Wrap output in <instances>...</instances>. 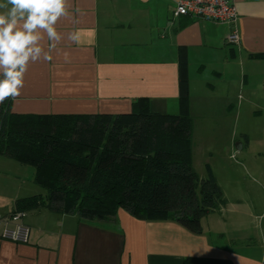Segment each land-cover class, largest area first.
<instances>
[{
	"label": "crops",
	"instance_id": "0c3cea01",
	"mask_svg": "<svg viewBox=\"0 0 264 264\" xmlns=\"http://www.w3.org/2000/svg\"><path fill=\"white\" fill-rule=\"evenodd\" d=\"M176 1L68 0L67 15L56 25L61 35L56 47L49 49L46 34L42 41L51 59L29 64L10 110L125 115L142 99L152 112L177 115L184 48L193 145L198 148L203 136L199 119L225 133V149L238 144L242 149L250 135L242 126L236 139V120L251 114L264 122V0H235L233 26L175 16ZM233 29L239 44L226 42ZM247 162L235 165L255 168ZM191 163L199 177L206 176L205 167V175L196 169L194 156ZM218 163L209 166L226 203L201 218L200 230L193 232L176 220L144 219L123 208L109 219L52 210L46 207L47 191L34 180L35 168L0 153V214L24 213L17 223L27 229L25 240L0 235V264H264V231L249 228L264 219V212L258 214L264 211V189L253 187L244 196L234 186L225 189L228 179L219 174L232 165ZM256 173L264 178V171ZM34 195L40 198L33 204L17 202Z\"/></svg>",
	"mask_w": 264,
	"mask_h": 264
},
{
	"label": "trees",
	"instance_id": "16d2710c",
	"mask_svg": "<svg viewBox=\"0 0 264 264\" xmlns=\"http://www.w3.org/2000/svg\"><path fill=\"white\" fill-rule=\"evenodd\" d=\"M178 61L180 112L159 114L140 99L130 114H19L0 104V153L35 168L46 207L86 219L119 208L140 218L173 219L193 232L226 199L209 165L192 166L189 83ZM39 196L17 200L33 204Z\"/></svg>",
	"mask_w": 264,
	"mask_h": 264
},
{
	"label": "clouds",
	"instance_id": "9594fccd",
	"mask_svg": "<svg viewBox=\"0 0 264 264\" xmlns=\"http://www.w3.org/2000/svg\"><path fill=\"white\" fill-rule=\"evenodd\" d=\"M11 6L8 8V6ZM68 0H7L0 8V104L15 99L24 87L28 66L50 60L42 41L47 36L49 49L61 39L57 22L67 15ZM70 38L76 39L75 35Z\"/></svg>",
	"mask_w": 264,
	"mask_h": 264
},
{
	"label": "rangeland",
	"instance_id": "374dc122",
	"mask_svg": "<svg viewBox=\"0 0 264 264\" xmlns=\"http://www.w3.org/2000/svg\"><path fill=\"white\" fill-rule=\"evenodd\" d=\"M251 116V114H247L243 116L242 119L238 121L236 120V139H241L240 134L243 132V129L241 128L242 126L247 129L250 135L249 143L247 145L244 144L242 149L239 146L240 144L233 147L228 145L227 149H225V133L223 131H212L213 127H211V121L202 122L199 119L197 120L200 121L199 132L203 133V136L201 138L202 140L199 141L200 145L197 148L193 145L197 142L192 141V130H195L194 123L192 124L191 129L192 156H194V165L196 166V169L205 175L206 172L204 167L206 168V165L211 163L214 166H217L218 160H224L228 165H232V167L228 168L229 171L225 169L221 175L219 174L221 180L225 177L228 179V182L223 181L225 189L228 190L230 187L234 186V189L237 190L238 193L241 192L240 194L243 196L246 190L252 189L253 187L264 189V178H261L260 174L256 173L260 170L264 171V167L261 168V166H264L262 165L264 164V122L252 119ZM244 159H249L250 162L249 164L247 162V164L249 166L253 164L255 168L246 169L244 167V169L242 165H238V167L235 165V162H240ZM27 167L30 171L31 169L33 170L32 166L29 165ZM42 191L45 192V189ZM262 212L264 211H260L258 214H261ZM204 219L205 217L203 220ZM254 224L256 225L249 227L252 229L253 233L260 234L264 231V219L261 221L260 217H258L257 221H254Z\"/></svg>",
	"mask_w": 264,
	"mask_h": 264
},
{
	"label": "built area",
	"instance_id": "2783aa9c",
	"mask_svg": "<svg viewBox=\"0 0 264 264\" xmlns=\"http://www.w3.org/2000/svg\"><path fill=\"white\" fill-rule=\"evenodd\" d=\"M173 13L175 16L184 15L196 19H209L231 26L234 25L238 16L235 0H177ZM226 42L239 44V34L235 29L227 35ZM23 214L22 212L6 216L0 214V235L14 240H25L27 229L17 223ZM11 224H14L15 227L10 228Z\"/></svg>",
	"mask_w": 264,
	"mask_h": 264
}]
</instances>
